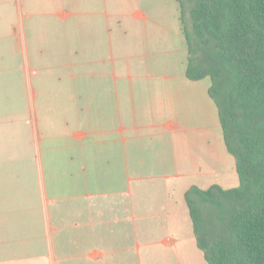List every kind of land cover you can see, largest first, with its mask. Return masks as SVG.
Instances as JSON below:
<instances>
[{"label": "crops", "instance_id": "crops-1", "mask_svg": "<svg viewBox=\"0 0 264 264\" xmlns=\"http://www.w3.org/2000/svg\"><path fill=\"white\" fill-rule=\"evenodd\" d=\"M180 0H0V264H209L186 200L239 186Z\"/></svg>", "mask_w": 264, "mask_h": 264}, {"label": "trees", "instance_id": "trees-1", "mask_svg": "<svg viewBox=\"0 0 264 264\" xmlns=\"http://www.w3.org/2000/svg\"><path fill=\"white\" fill-rule=\"evenodd\" d=\"M187 74L210 76L239 186L191 187L186 200L209 264H264V0H180Z\"/></svg>", "mask_w": 264, "mask_h": 264}]
</instances>
